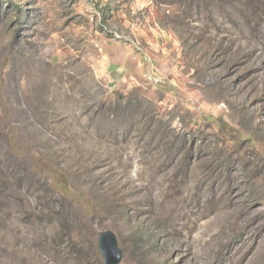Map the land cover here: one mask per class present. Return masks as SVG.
<instances>
[{
	"label": "rangeland",
	"instance_id": "obj_1",
	"mask_svg": "<svg viewBox=\"0 0 264 264\" xmlns=\"http://www.w3.org/2000/svg\"><path fill=\"white\" fill-rule=\"evenodd\" d=\"M106 229L264 264V0H0V264H105Z\"/></svg>",
	"mask_w": 264,
	"mask_h": 264
},
{
	"label": "water",
	"instance_id": "obj_2",
	"mask_svg": "<svg viewBox=\"0 0 264 264\" xmlns=\"http://www.w3.org/2000/svg\"><path fill=\"white\" fill-rule=\"evenodd\" d=\"M96 249L105 264H117L122 258V250L112 230L106 229L98 233Z\"/></svg>",
	"mask_w": 264,
	"mask_h": 264
},
{
	"label": "trees",
	"instance_id": "obj_3",
	"mask_svg": "<svg viewBox=\"0 0 264 264\" xmlns=\"http://www.w3.org/2000/svg\"><path fill=\"white\" fill-rule=\"evenodd\" d=\"M54 185L56 186L57 190L60 191L61 194H66L70 191L69 187H68V180L66 177V174L61 170H57L55 172V176H54ZM74 198H79V199H84V198H89L87 196H85V194H83L82 192H74ZM89 200L84 199L83 203L86 204L87 206L90 205Z\"/></svg>",
	"mask_w": 264,
	"mask_h": 264
},
{
	"label": "crops",
	"instance_id": "obj_4",
	"mask_svg": "<svg viewBox=\"0 0 264 264\" xmlns=\"http://www.w3.org/2000/svg\"><path fill=\"white\" fill-rule=\"evenodd\" d=\"M119 51L123 52V54H125L129 57L127 60H131L134 57L133 52L130 49H128L127 46H124V44H120V43L115 44L113 49L111 51L107 52V54H111L114 52L118 53ZM127 60L125 62H123V64L128 65L129 63L127 62Z\"/></svg>",
	"mask_w": 264,
	"mask_h": 264
}]
</instances>
